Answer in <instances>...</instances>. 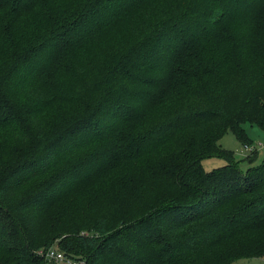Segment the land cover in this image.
<instances>
[{
    "label": "trees",
    "instance_id": "obj_1",
    "mask_svg": "<svg viewBox=\"0 0 264 264\" xmlns=\"http://www.w3.org/2000/svg\"><path fill=\"white\" fill-rule=\"evenodd\" d=\"M246 122L264 0H0V264L264 257V158L219 144Z\"/></svg>",
    "mask_w": 264,
    "mask_h": 264
},
{
    "label": "rangeland",
    "instance_id": "obj_2",
    "mask_svg": "<svg viewBox=\"0 0 264 264\" xmlns=\"http://www.w3.org/2000/svg\"><path fill=\"white\" fill-rule=\"evenodd\" d=\"M243 127L245 129L248 139L254 144H260L262 147L253 154L256 155V159L252 162H248L245 159V152L243 150V142L239 141L234 132L228 130L219 139V144L221 147L231 150L234 153V157L238 160L239 167L245 170L247 167L256 165L261 162L264 158V129L257 126L256 124L244 123ZM252 154V155H253ZM251 155V154H250ZM225 164V160L221 157H207L202 160V165L205 170H211L212 168L218 167ZM57 246V244L55 243ZM58 247V246H57ZM46 264H77L69 263L66 261H50ZM228 264H264V257H241L236 260L231 261Z\"/></svg>",
    "mask_w": 264,
    "mask_h": 264
},
{
    "label": "built area",
    "instance_id": "obj_3",
    "mask_svg": "<svg viewBox=\"0 0 264 264\" xmlns=\"http://www.w3.org/2000/svg\"><path fill=\"white\" fill-rule=\"evenodd\" d=\"M262 147L260 144L254 143H245L243 144V150L246 154H249L253 151H257ZM36 253L39 256H43L48 261H66L69 263H77V264H85L83 260H75L73 258L67 257L64 253L59 250V248L55 245V243L47 248H39Z\"/></svg>",
    "mask_w": 264,
    "mask_h": 264
}]
</instances>
